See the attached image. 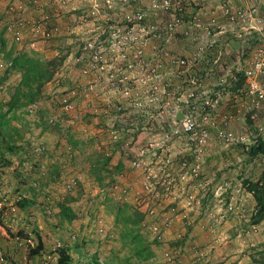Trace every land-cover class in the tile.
I'll list each match as a JSON object with an SVG mask.
<instances>
[{
  "label": "rangeland",
  "instance_id": "obj_1",
  "mask_svg": "<svg viewBox=\"0 0 264 264\" xmlns=\"http://www.w3.org/2000/svg\"><path fill=\"white\" fill-rule=\"evenodd\" d=\"M164 1L37 0L32 6L27 0H0V18L14 3L26 10L19 40L13 29L0 24V114L9 121L0 137V227L7 232L6 241L18 237L17 244L26 241L36 246L37 235L41 236L46 249L39 264L56 263L60 249H68L73 264H264V219L257 223L254 215L261 209L245 184L256 183L263 174L264 156L247 151L253 150L259 138L264 140V134L249 117L252 103L244 94L245 70L253 65L256 51L264 50V30L257 32L261 41L232 37V30L239 26L229 22L226 5L242 0H170L167 13L162 9ZM254 1L264 7V0ZM96 3L100 12L95 16L91 8ZM138 14L143 20L129 24L127 18ZM45 15L50 16L48 29L60 30L51 40H44L38 28ZM176 19L181 23L172 27L167 39L163 29ZM133 25L146 40L147 56L156 48L170 55L160 58L164 64L169 59L191 61L206 56L205 81L198 78L201 72L196 65L192 70L168 62L182 74L180 78L176 73L170 97L164 95L167 69L162 68L157 80L159 100L146 99L151 88L139 81V97L149 102L143 108L126 109L124 116H114L107 121L109 126L100 116L99 98L111 95L123 102V97L101 87L95 94L85 92L90 79L82 73L80 59L89 58L85 47L91 39L98 41L114 28ZM180 49L186 55H180ZM10 54L12 58L28 54L43 61L62 59L41 93L33 100L24 99L17 109H11L9 102L22 74L8 70ZM234 64L238 69L231 68ZM136 75L144 78L148 73L139 68ZM71 92H75L76 109L66 114L61 102ZM185 101L205 109L216 119L218 129L200 158V177L180 180L182 155L176 152L184 141L168 140L166 135L175 126L174 113L185 108ZM224 118H231L230 131L243 141L220 138L219 130L227 131ZM150 144L155 148L150 150ZM210 146L219 152L216 156ZM170 156L174 162L164 168V158ZM108 157H112L109 165L101 173L94 171ZM120 164L119 173L114 168ZM167 170L174 178L171 182L168 177L164 180ZM121 203L142 213L134 235L140 236L147 250L142 255L150 254V258L137 254L125 224L117 221ZM63 207L75 214L73 222L62 217ZM159 232L164 235L161 239L156 235Z\"/></svg>",
  "mask_w": 264,
  "mask_h": 264
},
{
  "label": "built area",
  "instance_id": "obj_2",
  "mask_svg": "<svg viewBox=\"0 0 264 264\" xmlns=\"http://www.w3.org/2000/svg\"><path fill=\"white\" fill-rule=\"evenodd\" d=\"M169 1L170 0H165V5L162 3V5H164L162 9H167L166 12L164 11L165 13L170 11ZM242 1H244V3L240 6H236L235 3H232L230 7L226 5V15L228 16L229 22L237 24L241 30L248 29L257 32L264 30V24H262L263 18L261 17L262 7L252 5L248 2V0ZM32 3H34V5L37 4V0H32ZM155 5L159 7L156 1ZM7 7V11L10 14H17L18 17L12 20L3 19V21H0V24L1 26L4 24V26L6 28L8 27L9 30L13 29L16 39L19 40L20 35L22 34L21 30L24 29V25L26 23V19H24L26 10L22 9V5H17L15 3ZM99 12L100 5L96 3L92 6L91 13L96 16ZM49 17L50 16L48 15L43 16L41 21L38 23V28L41 31L40 33L42 34L44 40L53 39L60 31L59 27L53 28L52 30L48 29ZM127 19L129 24H137V21L139 22L143 20V16L142 14H138L137 18ZM257 21L261 24L260 26L256 25ZM180 23L181 19H176L173 24L165 26L162 34L168 39L170 32L172 31V27L179 26ZM135 26L136 25H133L132 28L127 27L126 29H121L119 27L114 28L115 30L109 33L106 38L98 39V41L97 39H91V42H88L85 47V54H88L89 58L86 56L85 58L82 57L80 59L81 63H83L82 73L90 79L85 92H92V94H95L96 90L101 87L102 90H107L109 93L119 94L123 97L121 98L123 99V102H121L117 96L113 97L108 95L105 99L99 98V105L101 107L100 116H104L105 119H103L106 121V125L109 126H111V123H108L107 121H111V119L113 120L115 117L124 116V111L126 109L143 108L147 103L146 101L149 100L150 102H155L156 100H159L157 80H159L158 78L160 76L161 69H167L166 67L168 66V62L173 65H178L179 68L189 67L188 69L193 70V66H197L201 60V58L199 59V56H195L191 61L183 58H175L172 60L169 59L168 62L164 64L161 62L160 58L164 59L165 55L169 57L170 55H168L164 50L157 51V48L153 51V55L147 56L145 49L147 47L145 45L146 40L142 37V35L136 32L134 29ZM255 56L256 58L255 61H253V65L245 70L244 94L245 98L250 100L252 103L248 108L249 117H251V120L257 124L259 133L262 135L264 134V50H257ZM159 60L161 63H159ZM139 68H141L143 72L148 73V75L144 78H138L136 74H138ZM139 81H141L143 85H147L151 88V93L150 91L146 92V95H148L146 96V99H148L146 101L139 97L138 89L141 85L139 84ZM163 87L167 91L164 95L166 97H170L171 93L168 91V84L165 83ZM74 95L75 92L69 93L61 102L63 105L62 108L66 114L73 113L76 109ZM192 97L194 96H190V98ZM166 99V104L170 107L168 98ZM217 103L218 100H216V104ZM183 104H185V108L174 113L173 117H175V126L172 130L170 129L171 132L166 135L168 140L171 138L176 142V139L182 138L184 141L183 148L176 152L177 156L182 155L179 158L181 167L183 168V174L181 175L180 180H186L189 176L194 178L200 177L203 170V164L200 162V158L208 148L213 132H216L218 129L216 119L211 118V115L207 113L205 109H199L196 104L191 101H185ZM95 109L99 110L98 107H95ZM180 114H182V116ZM119 119L120 118H117L116 120ZM56 120L57 119L54 117L51 118V122L54 124L57 123ZM231 122V118L223 119V128L227 129V131L224 129L219 130V136L227 142L233 141L240 143V141H243L245 138L240 140V137L237 139L236 136H234V133L230 131ZM111 128H114V126ZM154 148L155 146L150 144L149 149L151 150ZM141 152L143 155H146L143 150ZM174 159L175 157L172 159L171 156L164 158V168H166V166H171ZM142 164L143 162L141 161V164L139 165L141 166ZM145 165L147 166V164ZM167 177L169 178V181L167 180V182L174 180V178H171V173H169L168 170L166 171V178H164L165 181ZM167 195H169V193H167L166 196ZM173 210L175 211V209ZM155 229L158 230L157 227ZM156 235L159 239L164 236L161 232ZM0 264L19 263L15 261L13 256L0 252ZM43 264L54 263L47 261Z\"/></svg>",
  "mask_w": 264,
  "mask_h": 264
},
{
  "label": "trees",
  "instance_id": "obj_3",
  "mask_svg": "<svg viewBox=\"0 0 264 264\" xmlns=\"http://www.w3.org/2000/svg\"><path fill=\"white\" fill-rule=\"evenodd\" d=\"M30 5L34 6L33 3ZM8 14L9 12L7 11V9H5V11L1 14L0 20H12L18 17L17 14H11V16H7ZM2 33L4 34L5 32ZM9 59L12 60V62L8 70L17 71L22 74L20 83L16 87L15 92L9 102V107L11 109H17L24 99H27L28 101L35 99L41 93L44 84L52 79L56 68L62 63V59L55 58L51 61H43L38 57H34L28 54H20V56H16L14 58H12V54H10ZM6 123L7 125L9 124L6 116L0 114V137L3 135L2 129H5L2 127ZM251 147H253V150L247 151V154L251 156L262 154L264 156V140H261V138H259L258 143L255 146ZM111 160L112 157L106 158L103 163L95 166L96 168L94 169V171L101 173L105 166L107 164L109 165V162ZM114 169L120 173L123 170V166L120 164ZM106 172H108V170H106ZM245 184L249 192L253 194L257 202L258 209H261L259 213L254 215L258 223L264 219V171L259 181H257L256 183L248 181ZM20 206L24 208V206H26L25 202L21 203ZM62 213V217L64 216V218L69 222H73L76 219L75 214L72 213L70 208L68 209L66 207H63ZM116 219L118 222H123L125 224V228H127V237L131 238L130 243L135 246V251L137 252V254L142 259L150 258V254L145 257L142 255L147 250L140 243V236H138L137 234L134 235V233L138 231L143 220L142 213L137 209L132 208L130 204L121 203L117 206L116 209ZM22 235L25 234L23 233ZM14 242L18 243V241L16 240H14ZM23 247L24 249H26L25 252L28 254L29 260L36 257L42 258L45 254L46 245L44 240L39 235H37L36 246H30L25 243L23 244ZM54 264H73V258L68 252V249L59 250L57 261Z\"/></svg>",
  "mask_w": 264,
  "mask_h": 264
},
{
  "label": "crops",
  "instance_id": "obj_4",
  "mask_svg": "<svg viewBox=\"0 0 264 264\" xmlns=\"http://www.w3.org/2000/svg\"><path fill=\"white\" fill-rule=\"evenodd\" d=\"M239 2L241 3V4H239ZM239 2H234L235 3V5L236 6H240V5H243V2H241V1H239ZM248 2L249 3H252V4H255V5H258V6H260V7H262V10H261V16H262V18H263V14H264V7L261 5V3H259L258 1H254V0H248ZM0 8H1V6H0ZM262 24H264V19H262ZM256 25H257V23H256ZM258 26H260V25H258ZM232 32H234V34H233V38L234 39H238L239 37L241 38V39H244L245 41H247V40H250L252 37H254L255 39H257L258 41H261L262 40V35L260 36V34H258L257 33V31L255 32L254 30H248V29H246V30H241L240 28H238L237 30H235V29H233L232 30ZM252 34V35H251ZM239 36V37H238ZM251 37V38H250ZM205 39V38H204ZM203 39V40H204ZM223 40H224V38H222ZM234 42L236 43L237 41L236 40H234ZM238 43V42H237ZM239 44V43H238ZM169 49H170V47H169ZM234 50H235V52H237V53H239V51H237L238 49H236V48H233ZM247 51V50H246ZM185 52H184V49H180L179 50V54L180 55H186V54H184ZM248 55H249V53H248ZM206 56H203V60H201L200 62H199V64L197 65V69H198V71H200L201 72V74L199 75V77L198 78H202V80H203V82L205 81L204 80V78H205V72H202L203 71V66H205V60H206V63H207V65L209 64V62H208V60L205 58ZM205 58V59H204ZM247 60V59H246ZM246 60H244V62L246 61ZM246 63V62H245ZM233 67V68H232ZM167 68V71H165L164 73L166 74V84H168V91H171V86L173 85V86H175V84H172L173 82H174V77H176L177 78V74H178V77H180L181 78V76L180 75H182V74H179L180 72H178L177 70H175L174 71V69L172 68H170V65L168 64V66L166 67ZM231 68L232 69H235V68H237V67H235V64H234V66H231ZM238 69V68H237ZM172 70L174 71L173 72V74H172ZM177 73V74H176ZM215 85V84H214ZM206 86V85H205ZM173 89H175V87L173 88ZM206 89V88H205ZM121 101V100H120ZM90 117V116H89ZM166 118H168L169 119V116L168 117H166ZM209 148H211V149H213V155H217L219 152H217L215 149H214V146H210ZM211 167H212V164H208V166H207V169H211ZM5 234V231H3L1 234H0V249H2V250H5V251H7V252H10L11 253V255H13L14 257H15V259L17 260V261H19L18 263H20V264H24V263H28V262H30L31 264H39L38 262H39V260H41V258L40 257H36V258H32L31 260H29L28 259V254L25 252V250L26 249H24V247H23V245H19V244H17L16 242H14L13 240H10V241H6V234ZM4 243V244H3ZM27 254V255H26Z\"/></svg>",
  "mask_w": 264,
  "mask_h": 264
},
{
  "label": "clouds",
  "instance_id": "obj_5",
  "mask_svg": "<svg viewBox=\"0 0 264 264\" xmlns=\"http://www.w3.org/2000/svg\"><path fill=\"white\" fill-rule=\"evenodd\" d=\"M3 232V229L1 228L0 229V234ZM5 234H7V232H5ZM17 239H18V237H17ZM17 239H13V241L14 240H16L17 241ZM25 243H27L26 241H23V242H21L19 245H23V244H25ZM0 252H4L5 254H7V255H10V254H8L7 252H5L4 250H2V249H0ZM11 256H13V255H11ZM14 257V256H13ZM14 259H15V257H14ZM15 261L18 263L19 261H17L16 259H15ZM53 262V261H52ZM29 264H31L30 262H28ZM44 263V262H43ZM54 263V262H53ZM20 264V263H19ZM25 264V263H24Z\"/></svg>",
  "mask_w": 264,
  "mask_h": 264
},
{
  "label": "water",
  "instance_id": "obj_6",
  "mask_svg": "<svg viewBox=\"0 0 264 264\" xmlns=\"http://www.w3.org/2000/svg\"><path fill=\"white\" fill-rule=\"evenodd\" d=\"M181 116H182V114H180ZM251 151H252V149H251Z\"/></svg>",
  "mask_w": 264,
  "mask_h": 264
}]
</instances>
